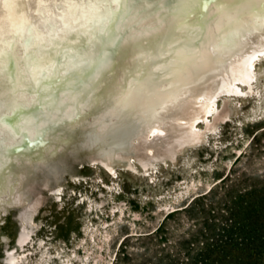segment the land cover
Segmentation results:
<instances>
[{"label": "rangeland", "instance_id": "1", "mask_svg": "<svg viewBox=\"0 0 264 264\" xmlns=\"http://www.w3.org/2000/svg\"><path fill=\"white\" fill-rule=\"evenodd\" d=\"M44 1L0 0V264H60L58 253L63 264H188L220 219L264 189V55L254 93L219 94L218 118L197 135L174 119L216 68L234 65L207 49L204 61L174 67L139 52L145 30L180 0H124L110 31L75 23L70 0L54 24ZM35 64L56 89L37 88ZM13 116L16 128L2 124ZM161 118L164 135L145 140ZM101 140L140 141L139 152L127 149L134 167L113 175L95 164ZM21 196L42 208L14 207ZM21 215L35 231L27 255L16 247Z\"/></svg>", "mask_w": 264, "mask_h": 264}, {"label": "bare ground", "instance_id": "2", "mask_svg": "<svg viewBox=\"0 0 264 264\" xmlns=\"http://www.w3.org/2000/svg\"><path fill=\"white\" fill-rule=\"evenodd\" d=\"M70 1V7H78V15H72L75 23L89 24V21H93L108 31L112 30L117 25L118 19H122L128 12V4L124 0ZM43 4L42 15L54 24L63 21L64 14L69 8L62 0H48ZM34 32L32 27L31 33ZM140 41L142 44L140 55L142 57L156 55L158 64L165 63L170 67L196 65L204 61V53L207 49L212 51L221 63L234 65L230 69L216 68L218 76H215L206 88L189 98V107L184 116L174 119V124L182 126L184 131L190 130L200 135L201 128L219 116L216 101L218 96L234 94L245 98L240 94L249 90L248 94L254 93L257 80L256 58L264 55V0H180L170 9L168 20L154 26L152 32L145 30ZM152 41L156 43L155 48ZM262 58L264 59V56ZM33 70L38 89L44 92L56 89L57 84L54 86L53 82L55 79L41 66L35 64ZM180 93L181 91H173L170 98L177 97ZM250 94L246 95V98H249ZM164 120L161 118L150 123L145 140L159 137L162 133L164 135L161 127ZM1 122L8 126L15 123L14 117L3 118ZM101 141L107 150L102 160L95 161V164L113 175H117V166L127 171L134 167L127 149L132 143L134 150L139 152L140 141L124 140L119 144ZM53 169L56 171V166ZM9 184L6 183V187ZM42 204L43 199L31 203L21 196L14 207L22 205L23 209L29 208L31 212L37 213L38 209L42 208ZM25 217L21 215L22 224L16 239V247L22 250L23 255H27L31 250L35 232L29 230ZM27 246L28 248L25 249ZM60 257L59 253L54 256L56 261L63 264ZM9 261L7 264H16L17 260L10 258ZM83 263L84 260L80 262Z\"/></svg>", "mask_w": 264, "mask_h": 264}, {"label": "trees", "instance_id": "3", "mask_svg": "<svg viewBox=\"0 0 264 264\" xmlns=\"http://www.w3.org/2000/svg\"><path fill=\"white\" fill-rule=\"evenodd\" d=\"M246 195L248 201L219 220L188 264H264V189Z\"/></svg>", "mask_w": 264, "mask_h": 264}, {"label": "water", "instance_id": "4", "mask_svg": "<svg viewBox=\"0 0 264 264\" xmlns=\"http://www.w3.org/2000/svg\"><path fill=\"white\" fill-rule=\"evenodd\" d=\"M54 78V77H53ZM55 80H57L56 78H54ZM53 81L54 82V86L56 85V81ZM56 87V86H55ZM14 117V121H15V123L14 124H12V126L11 127H13V128H16V126H17V122H18V120H19V116H13ZM6 118H9V117H6Z\"/></svg>", "mask_w": 264, "mask_h": 264}]
</instances>
